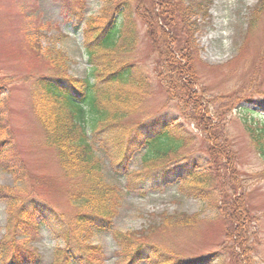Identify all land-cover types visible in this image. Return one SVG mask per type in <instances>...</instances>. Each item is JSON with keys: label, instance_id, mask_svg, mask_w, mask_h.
Segmentation results:
<instances>
[{"label": "trees", "instance_id": "obj_1", "mask_svg": "<svg viewBox=\"0 0 264 264\" xmlns=\"http://www.w3.org/2000/svg\"><path fill=\"white\" fill-rule=\"evenodd\" d=\"M187 1L126 0L116 10L104 9L110 12L104 22V18H99L86 24L84 48L90 72L85 77L67 76L68 66L59 51L52 49L44 54L63 80L44 74L31 75L30 99L45 131V144L56 151L66 179L73 180L68 200L74 213L68 220L63 215L49 217L34 200L22 202L12 187L0 186V200L5 202L8 214L6 232L0 240V264H42V256L28 243L45 228L63 240V246L55 250L52 264L74 261L88 264L86 260L93 252H100V246L91 242L92 236L113 228L121 191L112 179L125 174L136 157L142 169L165 166L195 143L196 136L189 127L174 120L156 122L147 136L134 139L137 126L130 119L146 112L156 80L168 99L178 100L187 120L205 133L208 142L207 155L180 178L179 190L207 204L228 223L226 237L232 242L233 264L253 261L250 236L255 233L248 226L253 218L247 200L238 192L243 179L237 172V154L226 129V105L220 103L224 97L209 95L200 85L195 68L199 25L193 15L206 14L214 0ZM115 11L118 15L113 16ZM263 13L264 0H258L252 9L251 27H255L256 18ZM137 20L145 25V35L157 55L151 68L141 65L134 55L139 38ZM177 25L182 27L183 34L175 33ZM27 45L38 52L41 48L38 35H29ZM244 100L254 99H238ZM2 105L4 98L0 99ZM239 110L260 115L245 106ZM262 116V122L248 116L241 120L254 151L264 162ZM3 131L0 123V167L17 183L24 182L28 176L26 164ZM130 186L135 188L132 181L128 183ZM195 217L163 215L161 220L166 222L165 227L176 229L194 225ZM18 236L24 241L22 246L8 245L11 238ZM119 236L122 234L116 233ZM121 245L127 252L126 264H132L143 254L141 246L127 242ZM157 254L156 249L149 253L150 264H171L170 259L158 258ZM207 263L208 259H201L190 264Z\"/></svg>", "mask_w": 264, "mask_h": 264}, {"label": "rangeland", "instance_id": "obj_2", "mask_svg": "<svg viewBox=\"0 0 264 264\" xmlns=\"http://www.w3.org/2000/svg\"><path fill=\"white\" fill-rule=\"evenodd\" d=\"M123 1L126 0H0V99L4 98L0 123L28 172L26 181L17 183L0 167V186L12 187L22 202L34 200L49 217L63 215L68 220L73 215L74 208L68 200L73 180L66 179L56 151L45 144V131L31 104L30 76L44 74L63 80V75L44 56L52 49L59 51L60 58L66 62L67 76H87L90 64L84 48L86 24L91 19L104 18V22L110 14L104 9L116 10ZM257 2L214 0L206 14L193 15L199 25L195 61L199 82L209 95L224 97L220 103L226 105V129L237 154V172L243 179L238 192L247 200L253 218L248 222L250 231L255 233L250 236L254 248L250 264H264V162L254 151L241 120L248 116L262 122L264 114V13L256 18L254 28L250 25ZM137 29L135 58L151 68L157 55L140 20ZM174 29L175 33L183 34L180 25ZM33 34L40 39L38 52L28 49V37ZM6 78L11 81H5ZM245 97L254 100L238 101ZM241 106L257 110L260 115L240 111ZM186 119L178 100L168 99L162 84L156 80L146 112L130 119L137 126L134 139L147 136L156 122L174 120L189 127L196 136L195 143L165 166L142 169L136 157L125 174L112 179L121 191L113 228L92 236L91 242L100 246V252H93L86 263L126 264L127 252L121 243L127 242L143 249V254L132 264H150L147 256L154 249L158 258H168L171 264H190L201 259H208L207 264H233L232 242L226 237L228 223L207 204L179 190L180 178L207 155L208 148L205 133ZM221 175L224 177V173ZM130 181L135 188L128 187ZM163 215H198V218L195 217L194 225L169 229L163 225L166 223L161 220ZM7 217L6 204L0 200V240L6 232ZM118 232L122 236L117 238ZM23 244L18 236L11 238L8 245ZM28 245L38 250L42 264H52L55 250L63 246V240L45 228Z\"/></svg>", "mask_w": 264, "mask_h": 264}]
</instances>
